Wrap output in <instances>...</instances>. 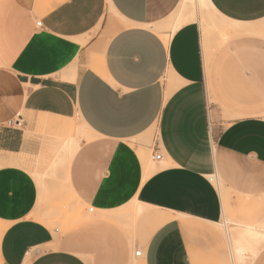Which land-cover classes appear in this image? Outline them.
Returning a JSON list of instances; mask_svg holds the SVG:
<instances>
[{"label":"crops","instance_id":"1","mask_svg":"<svg viewBox=\"0 0 264 264\" xmlns=\"http://www.w3.org/2000/svg\"><path fill=\"white\" fill-rule=\"evenodd\" d=\"M208 1L246 32L170 33L182 0H0V264H232L222 200L264 225V0ZM53 160L84 209L62 231Z\"/></svg>","mask_w":264,"mask_h":264},{"label":"rangeland","instance_id":"2","mask_svg":"<svg viewBox=\"0 0 264 264\" xmlns=\"http://www.w3.org/2000/svg\"><path fill=\"white\" fill-rule=\"evenodd\" d=\"M190 5H183L181 2V6L179 7L176 14L171 18L170 22H173L176 17H179V14H186L189 10H186L187 7L189 8ZM191 7V6H190ZM185 8V9H184ZM186 10L187 12H184ZM184 13H183V12ZM199 14H197V19L201 20V16L206 20L207 26L204 27L202 30L203 39L207 41V36L210 40H216V42H225L228 38V34H223L220 31H216V29H212L209 21H216V22H223V19L220 18L218 15L213 13L211 10L206 8H199ZM199 17V18H198ZM197 20V22H198ZM153 134L151 133V139H153ZM62 162L50 161L47 163L46 168L41 171H34L33 175L36 174L38 179L41 183V189H43L44 200L42 208L45 209L46 213H50V217L48 219L49 226L51 228H58L62 231L64 228L68 226V224L74 220H77L81 217V213H83L84 209L78 205L74 198L70 195L67 186L64 184L63 175L62 173ZM49 183H46V182ZM57 183H53L56 182ZM52 182V183H51ZM220 194L222 198L225 197V193L223 191V187L218 185ZM226 199V200H224ZM222 201L223 203V210L224 216L226 215V227L220 228L222 234L225 236V229H227L232 236V238L239 239L240 235L243 232V228H239V226H252V227H260V223L256 222L254 218H246L244 216V208L242 206H238V211L240 216H235L228 212V198H224ZM76 215V216H75ZM88 215V213L86 214ZM236 223L239 225L237 228L232 227L230 224ZM242 229V230H241ZM247 242L240 241L241 244H247L248 251L240 256V260L237 259L238 264H246L247 260L250 262L252 259L249 258V252H258V250L263 246L264 239H260L258 241H253L251 239H246ZM249 245V246H248ZM246 258V259H245ZM246 261H243V260Z\"/></svg>","mask_w":264,"mask_h":264},{"label":"bare ground","instance_id":"3","mask_svg":"<svg viewBox=\"0 0 264 264\" xmlns=\"http://www.w3.org/2000/svg\"><path fill=\"white\" fill-rule=\"evenodd\" d=\"M182 4L183 5L187 4V5L191 6V7L189 6V8L187 7V9H186V10H189V12L186 14H183V15L179 14L178 15L179 17H176V19L170 23V25L167 27V29H168V31H170V33H174L179 27H181L187 23L196 22L198 20L197 14H199V12H198L199 8L209 9L213 13L218 15L208 0H182ZM186 10H184V12H187ZM198 23L200 24L201 29H204V27L207 26L206 20L202 16H201V20H198ZM208 23L210 24L212 29H214V30L216 29V31H220L223 34H228V35H233V36L241 35L242 33H245L247 30V28L244 26H241L239 24L232 23V22H229L226 20H223V22H221V23L216 22L215 20L209 21ZM157 30L161 31V29H159V28ZM164 38L167 39L168 36H165ZM217 183H218V181H217ZM37 184L41 188V183H40L39 179H38ZM218 184L220 185V183H218ZM140 212H141L140 207H138L134 210L135 214H139ZM227 233H228V237H229L230 244H231L232 264H238L237 259L240 260V256H242L243 254H245L248 251L247 244L246 243L241 244L240 241L242 240L244 242H247L246 239H251L253 241H258L260 239H264V225H261L260 227H252V226L244 227L243 232L240 235V240L239 239L234 240V238H232V236L230 235L228 230H227ZM255 254H256V252H249V254H248L249 258L252 259L255 256Z\"/></svg>","mask_w":264,"mask_h":264},{"label":"built area","instance_id":"4","mask_svg":"<svg viewBox=\"0 0 264 264\" xmlns=\"http://www.w3.org/2000/svg\"><path fill=\"white\" fill-rule=\"evenodd\" d=\"M40 25H41V24H40L39 22L36 23V27H37V28L40 27ZM153 158H154L155 161H158V160L161 159V154L156 153V154H154ZM140 255H141V251L138 250V251L135 253V256H136V257H140Z\"/></svg>","mask_w":264,"mask_h":264}]
</instances>
